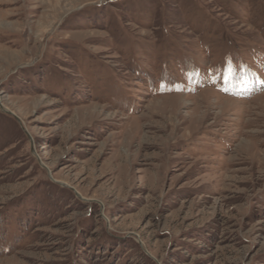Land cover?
<instances>
[{"label": "rangeland", "instance_id": "obj_1", "mask_svg": "<svg viewBox=\"0 0 264 264\" xmlns=\"http://www.w3.org/2000/svg\"><path fill=\"white\" fill-rule=\"evenodd\" d=\"M0 264H264V0H0Z\"/></svg>", "mask_w": 264, "mask_h": 264}, {"label": "snow or ice", "instance_id": "obj_2", "mask_svg": "<svg viewBox=\"0 0 264 264\" xmlns=\"http://www.w3.org/2000/svg\"><path fill=\"white\" fill-rule=\"evenodd\" d=\"M233 71V68L231 66L228 67V72L229 74H231V72Z\"/></svg>", "mask_w": 264, "mask_h": 264}]
</instances>
